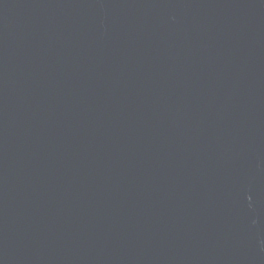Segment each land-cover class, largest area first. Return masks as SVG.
Returning a JSON list of instances; mask_svg holds the SVG:
<instances>
[{"label":"water","instance_id":"obj_1","mask_svg":"<svg viewBox=\"0 0 264 264\" xmlns=\"http://www.w3.org/2000/svg\"><path fill=\"white\" fill-rule=\"evenodd\" d=\"M0 264H264V0H0Z\"/></svg>","mask_w":264,"mask_h":264}]
</instances>
